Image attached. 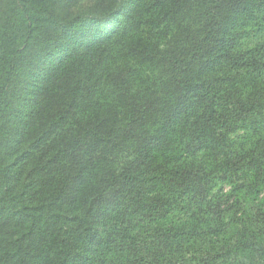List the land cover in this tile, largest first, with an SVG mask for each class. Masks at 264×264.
Returning a JSON list of instances; mask_svg holds the SVG:
<instances>
[{
  "label": "trees",
  "instance_id": "trees-1",
  "mask_svg": "<svg viewBox=\"0 0 264 264\" xmlns=\"http://www.w3.org/2000/svg\"><path fill=\"white\" fill-rule=\"evenodd\" d=\"M0 0V264H264V0Z\"/></svg>",
  "mask_w": 264,
  "mask_h": 264
},
{
  "label": "rangeland",
  "instance_id": "rangeland-1",
  "mask_svg": "<svg viewBox=\"0 0 264 264\" xmlns=\"http://www.w3.org/2000/svg\"><path fill=\"white\" fill-rule=\"evenodd\" d=\"M95 2L96 0H75L73 11L76 13L87 11L94 5Z\"/></svg>",
  "mask_w": 264,
  "mask_h": 264
}]
</instances>
